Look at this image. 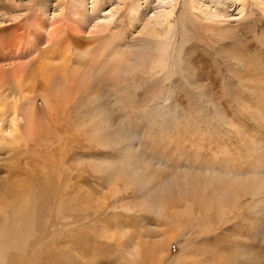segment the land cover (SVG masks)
I'll list each match as a JSON object with an SVG mask.
<instances>
[{
    "label": "rangeland",
    "instance_id": "rangeland-1",
    "mask_svg": "<svg viewBox=\"0 0 264 264\" xmlns=\"http://www.w3.org/2000/svg\"><path fill=\"white\" fill-rule=\"evenodd\" d=\"M92 1L84 3L85 19L72 15L70 0L0 1V63L28 62L37 112L22 108L33 123L18 141L0 134V177L6 188L16 185L12 179L46 191L37 233L6 264H76L71 256L94 254L120 264L115 236L123 226L172 232L178 226L163 225L157 208L182 209L192 199L193 217H205L192 232L200 236L199 259L264 264V0H247L245 9L240 0H194L198 8L190 10L177 0L170 17L176 37L163 32L162 49L138 30L167 4L140 0L133 28L132 0H103L96 10ZM54 19L56 31L49 29ZM32 33L39 34L37 55H15ZM251 187L262 192L252 197ZM222 206L226 219L217 215ZM102 222L114 238L100 235ZM179 252L175 244L172 256Z\"/></svg>",
    "mask_w": 264,
    "mask_h": 264
},
{
    "label": "bare ground",
    "instance_id": "bare-ground-1",
    "mask_svg": "<svg viewBox=\"0 0 264 264\" xmlns=\"http://www.w3.org/2000/svg\"><path fill=\"white\" fill-rule=\"evenodd\" d=\"M8 1L10 2V4H14L16 2V0H8ZM124 1H126V0H124ZM139 1L140 0H132V3L130 5V7H129V13H128L129 19L128 20H130V22L132 23V27L133 28L137 27V24L139 22V14L140 13H139V11H137L138 8L140 7ZM160 1H161V3H165V5L167 4V6L164 7L163 9H161L162 11H160V13L159 12H158V14L155 13L156 15H153V16L151 15L149 18H147L146 21L144 23H142V25H141L142 28L139 29V30L137 29L138 30V34H146L149 37L155 39L156 43H154V44L155 45L157 44L159 47H160V44L162 42L163 37H165V36H162L163 32H164V34L166 33L167 36H170L169 40H171L172 38L176 37L175 36L176 35L175 24H173L171 22V18L170 17H172V15H173V11H174V8H175V3H176L177 0H160ZM182 1H183L182 5L184 7L183 10H190V9H194L196 7L198 8L199 4L194 5V3H195L194 0H182ZM196 1H197V3L201 2V0H196ZM232 1H234V2L237 1L238 2L239 0H232ZM240 1H242L243 9H245L244 6L246 5V3H247L246 1L247 0H240ZM85 2H86V0H70L69 4H70V10H72V15L77 16V17H79L81 19H85L86 18V14H88L86 12L87 9L84 8V3ZM104 2H103V0H93L92 1L93 6H91V8L93 7V9L96 10L101 5H103L102 3H104ZM66 5H68V4H66ZM62 8H61V12L64 11V9H62ZM95 10H93V12ZM95 12H97V11H95ZM55 14H58V13H55ZM62 15H64V13ZM214 15L218 16V13H216ZM60 16H61V14H60ZM110 17H114V14L110 15ZM55 19L57 20L58 17L55 18ZM55 19H54V21L52 23H50L51 27L49 29L52 30V31H56V27H57L56 23H57V21ZM109 19L110 18H108L107 20H109ZM181 22H183V21H181ZM105 26H107V29H108L109 24L106 23ZM42 28L46 29L47 27L42 26ZM183 28H185V27H183ZM54 34H55V32H48L49 36H53ZM38 37H39L38 33L30 34V37H29L30 39H27L26 40V44L24 45V47H26L25 51L24 52H19V54H15V55H27V54H28V56L29 55H37V53H38V45H39L38 44L39 43ZM166 40H168V39H166ZM173 41H171V42H173ZM164 44L162 46H164V50L167 51V49H168L167 47H169V44L167 43L168 46H166L167 44H165V45ZM157 45H156V47H157ZM171 47L173 48V46H171ZM160 49H162V48L160 47ZM55 50H57V49H55ZM168 57H170V56H168ZM17 58H19V56H15L14 58H12L13 60L10 59L11 61L10 62L8 61L6 64H4V62L0 63V134H2V133L4 134L6 132L7 134L10 135L11 139L15 140V142L18 141L20 139V137L23 135L22 128L26 129L25 127H27V125L29 126L31 124V122L33 123V121H32L33 117H30L31 114L28 115L29 116L28 117L27 114L22 112V108H24V106H26V108H30L31 109V111L33 112L34 116L37 114V112L34 109L35 105H34V99H33L34 95L32 96L33 92L31 94V91H28L29 87L26 84V82H28V78H27V67H28L27 65H28V62L18 61ZM26 58H27V56H26ZM165 61H166V59H165ZM164 63H162V64H164ZM163 67H165V65ZM58 69H59V67H58ZM33 76H35V75H33ZM165 108H166V106H165ZM85 133H87V131ZM9 144H12V143H9ZM127 150L128 149H126L125 151H127ZM30 175H32V174H30ZM32 176L35 177L34 174ZM25 177H27V176H25ZM28 177L30 179V176H28ZM24 181L22 179V182H24ZM55 181L58 182V179L55 180ZM12 182L15 183L16 185H14L12 187L10 186L9 188H6V184L4 182V178L0 177V188H1L0 190L1 191L3 190V192L0 193V198L3 200V203H0V264H6L7 263V257H8V254H9V252L11 250L14 249V250H18V251H23V250L26 249L25 247H27L29 245V243L31 242L32 237L35 236V234L37 233V230H36L37 218H43L42 209L44 207L43 201L45 199V197H43V196H46V191L44 190L42 192H37L36 191L37 188H35L36 185L34 183L32 184V183H28L27 182L28 184H24L23 186H21L18 183H16V181H12V179H11L10 184ZM69 182H71V181H69ZM238 183H241V181L238 182ZM49 187H51V186H49ZM243 189H246V188L243 187ZM257 189H255L254 187H251L250 194H252V197L257 196L259 193L262 192L261 187H257ZM62 190L64 191V189H62ZM192 190H194V189H192ZM247 190L249 191V189H247ZM180 192L182 193V191H180ZM185 192H183V193H185ZM245 192H246L245 190H242V193L245 194ZM48 193L49 194H48L47 197L50 198L51 197L50 192H48ZM181 193H180V197H181ZM187 193H189V192H187ZM200 194H199V196H201ZM116 195H119V194L116 193ZM183 195H182V197H183ZM195 195H196V192H195ZM241 195H243V194H241ZM182 197H181V199H183ZM216 197H218V196H216ZM52 198H54V197L52 196ZM55 198L58 199V196L55 197ZM188 199H189V197L187 198V200ZM205 199L207 200V198H204V200H203V197L201 199L202 202H203L202 203L203 204L202 207H204V208H205L206 204L208 206V202ZM211 199H212V197H211ZM211 199L209 201H211ZM197 200H198V198L196 199V201ZM220 200L218 201V204H219V202L223 203L224 201H226V200H224V201L223 200L220 201ZM229 200H228V202H229ZM235 200H233V201H235ZM238 200L235 203L230 201V203L231 202L233 203V207H234V205L236 203H238ZM214 201L216 202L217 200L215 199ZM62 202H64V201L62 200ZM185 202H187V201L185 200ZM192 202H194L193 199H192L191 202L188 201L182 209L181 208H177L176 205H175V207H172L171 210H166V209L163 210L162 208H159L156 205L158 207L157 210L159 211V213H155V214L156 215L159 214V217H161L163 219V222H162L163 225H171V224H173V225H177L178 226L172 232H169L170 230H168L169 233H164L160 227L157 228L155 230V232L152 231V234L148 233L149 231L148 232L135 231V232L132 233V232H128L127 227L122 225L123 226V231L122 230L120 231L119 236H115V238L118 237L117 243H116V248H118V250H119L118 262L120 264H216V262L218 261L217 260L215 262L216 255L211 254V255H213L211 258H209L210 256L207 257V255H206V257L203 258L202 260L199 259L200 257L198 258L199 255H198V252L196 251L197 249L195 250V248H197V247H195V241L198 240V238H200V236H198L196 234H193L192 232H194L193 230L199 224H202L201 223L202 220L205 221V219H204L205 217L201 214V211H200V213L197 212L199 215H197L196 218L193 217L194 215H192V212H195L194 208H195V204L196 203L193 206ZM50 204H52V202ZM64 204H66V202ZM92 204H94V203H92ZM215 204H216L217 207L222 205V204L221 205L220 204L217 205V203H215ZM225 204H229V203H225ZM250 204L252 205V203H250ZM250 204H249V206H250ZM66 205H63V206H60V207L62 209L64 208V210H66L67 209ZM209 205L211 206L212 204H209ZM229 205H227V207ZM80 206H83V205L80 204ZM154 206H155V204H154ZM173 206H174V204H173ZM197 206H198V204H197ZM197 206H196V208H197ZM223 206H224V203H223ZM223 206H222L223 209L220 208L223 211H220V212H224V213H217V211H216L217 209L216 210L214 209V210L217 213V215L218 214L224 215V216H221V218L226 219L227 217H229V215L228 216L226 215L229 208H224ZM237 206H239V204H237ZM246 206L248 207L247 204H246ZM60 207H59V209H60ZM97 207H99V206H97ZM213 207H214V205L211 206L210 209L212 210ZM77 208L80 209L79 207H77ZM77 208H76V210H77ZM237 208H239V207H236V209ZM208 209H209V207L206 209V211H209ZM233 211L235 213H233V214L231 213V215L236 214V211L234 209H233ZM61 212H62V210H61ZM74 213H72V214H74ZM76 217H77V215H76ZM71 218H72V216H71ZM66 219H67V217H66ZM98 222L100 223L101 221H98ZM69 225H71V224H69ZM108 225H106L105 223L102 222L100 227H99V229H100L99 232H101L100 235L107 236L106 238L111 239V238H114L113 233L115 231L113 232L112 229L108 227ZM159 225H160V223H159ZM219 225L220 224L218 223V227H219ZM199 226H201V225H199ZM156 227H157V225H156ZM161 227H164V226H161ZM169 227L172 228V226H169ZM202 227H200V228H202ZM165 228H166V226H165ZM200 228L198 229L199 231H201ZM213 232H210V230L209 231L208 230L204 231L205 234H209V233L212 234ZM154 233H156V234H154ZM260 234L262 235V233H260ZM183 236L185 237V240H183L181 238ZM209 237H211V238H219V237H222V235L220 236V233H217L215 236L211 235ZM260 240H261V237H260ZM32 241H34V240H32ZM35 241H37V243H38L37 239ZM175 244H177L180 247V252L177 253V255L172 256V249H173ZM27 250H29V249H27ZM116 253H117V251H116ZM33 254H34V252H33ZM240 254H244V252L242 251ZM70 256L71 255H69V257ZM77 256L76 257H73V256L70 257L76 264H104V261L102 260V258H101V256L99 254H94L93 256H90L88 258H86L85 256L84 257L81 256L82 258H84V260H83L84 262H80V260L82 258H80V256H78V257ZM218 258L219 257L217 256L216 259H218ZM260 258H262V257L259 256L258 262H259ZM8 259H9V257H8ZM54 259H55V257H54ZM225 259L226 258L221 260L220 264H231L230 263L231 260L227 261ZM261 261H262V259H261ZM236 262H237V260H236ZM38 263H40V262H38Z\"/></svg>",
    "mask_w": 264,
    "mask_h": 264
}]
</instances>
